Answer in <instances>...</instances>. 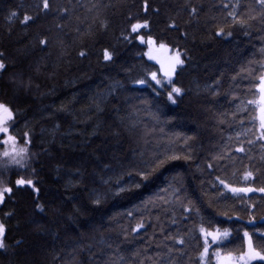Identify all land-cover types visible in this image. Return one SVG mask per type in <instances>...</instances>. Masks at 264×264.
<instances>
[{"label":"trees","instance_id":"16d2710c","mask_svg":"<svg viewBox=\"0 0 264 264\" xmlns=\"http://www.w3.org/2000/svg\"><path fill=\"white\" fill-rule=\"evenodd\" d=\"M49 4L0 0V103L13 110L12 134L30 157L26 169L0 171L13 189L0 203V264H201V225L230 233L211 244L208 264L217 248L245 252V232L264 246V193L234 195L220 184L264 187L258 0H147V12L145 0ZM145 20L139 34L182 53L175 103L171 86L137 82L159 69L131 31ZM172 155L179 159L146 179L138 174ZM21 178L38 191L17 186Z\"/></svg>","mask_w":264,"mask_h":264},{"label":"snow or ice","instance_id":"6c2138e0","mask_svg":"<svg viewBox=\"0 0 264 264\" xmlns=\"http://www.w3.org/2000/svg\"><path fill=\"white\" fill-rule=\"evenodd\" d=\"M258 3L264 7V0H258ZM227 6V5H226ZM50 7L49 0H43V9L48 10ZM144 9L147 12L148 5L147 0H145ZM192 13H196V9H191ZM13 16H15V13H12ZM229 15H232V13H229ZM235 18V17H234ZM33 19L30 16H25L23 22L27 23ZM170 27H176L175 23H172ZM149 23L147 20L144 22H136L131 24V31L132 33H137L138 35L135 37L140 41L141 44L146 45L147 50L143 52V55L147 57L149 61H155L156 64L159 65V69L156 71H148L146 73L145 78H142L138 80L137 82L141 85L150 84L156 89L165 88L168 86H171V91L168 93V99L171 100L173 103H175V99L173 97V94L180 95L181 89L179 87L174 86L173 77L176 73V69L178 66H181L184 64V60L182 59V53L179 52V50H176L175 52H172L171 49L168 48V46L163 42H157L150 34L145 36L143 34H139L141 29H148ZM223 29H219L216 33V35H222ZM230 35V33H229ZM124 39H129L128 35H124ZM41 45H46L47 40L41 39L39 41ZM158 53H168L167 56H164L162 58L161 55ZM81 56H84L85 53L83 51L80 52ZM0 56H3V53H0ZM105 60H111L112 54L109 53L107 50H105L104 53ZM6 69V64L3 60H0V72L4 71ZM261 82L258 85L259 90L261 93H264V76L260 78ZM261 101L264 102V96L261 97ZM249 103H254V101H249ZM261 118H260V129H261V136L260 139H264V107H261ZM15 119V115L13 110L6 104L0 103V144L3 145H11V149L5 150L2 155L4 157L10 158V163L21 168L26 169L28 167V161H29V149L27 147H18L16 137L12 134V122ZM24 136L27 137L28 133L25 132ZM249 143H252V141H249ZM237 151H244V149L237 148ZM168 159H179L178 156L172 155V156H165L164 158H157L153 165L150 167L147 171H142L138 173L142 179H146L152 170L155 169V167H158L162 164H164ZM211 167V165H209ZM253 177V173L251 171L244 173V179L247 181L250 178ZM219 179V177H217ZM220 184L223 185L225 189H227L229 192L233 193L234 195L240 194V193H250V192H256L259 191L261 193H264V187L255 188V187H233L229 183L225 182L224 180L220 179ZM17 186H24L27 185L29 187H33L34 191H38L33 185V181L31 179H17L16 180ZM139 187V185H136ZM126 188L124 186H121L119 188L120 192L125 191ZM13 189L9 186H4L2 182H0V203L4 202V197L6 193H12ZM222 195V193H221ZM98 203V201H97ZM41 211L43 209L41 208ZM143 227V224L138 225V229ZM199 231L201 235L204 238L203 243V250L200 253V260L201 264H208V261L210 259L209 257V248L211 244L213 243H219L223 239L227 238L230 233L227 229H224L221 231V229L217 228L214 231H209L208 228L201 225L199 228ZM5 226L3 223H0V249H4L6 247L5 241ZM244 236L247 238V250L245 252L239 253V254H233L231 252H228L226 254L222 253L219 248H217L212 255L216 258V264H253L254 261H264V246H262L259 250L257 247L253 245L252 238L249 236L248 232L244 233ZM180 244L184 243L183 239H180L177 241ZM171 251V249L169 250Z\"/></svg>","mask_w":264,"mask_h":264},{"label":"rangeland","instance_id":"374dc122","mask_svg":"<svg viewBox=\"0 0 264 264\" xmlns=\"http://www.w3.org/2000/svg\"><path fill=\"white\" fill-rule=\"evenodd\" d=\"M172 52H174V51H172ZM159 55H161L162 56V58L164 57V56H167L168 55V53H158ZM179 67V66H178ZM177 67V68H178ZM263 76H264V74H263ZM260 82H261V80H260ZM262 96H264V93H261L260 92V98H259V113H260V118H261V111H260V109H261V107H264V102H262L261 101V97ZM17 146L18 147H21V146H19L18 144H17ZM10 149H11V145H3V148L2 149H0V171H1V168H3L5 165H11V163L9 162L10 161V158H8V157H4L3 155H2V153L5 151V150H9L10 151ZM246 250H247V248H246Z\"/></svg>","mask_w":264,"mask_h":264}]
</instances>
